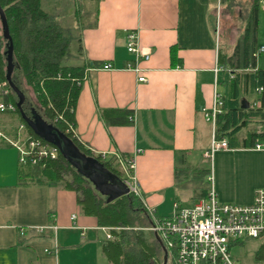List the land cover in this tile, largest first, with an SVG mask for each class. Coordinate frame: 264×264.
<instances>
[{
  "label": "crops",
  "instance_id": "0c3cea01",
  "mask_svg": "<svg viewBox=\"0 0 264 264\" xmlns=\"http://www.w3.org/2000/svg\"><path fill=\"white\" fill-rule=\"evenodd\" d=\"M252 1H246L232 41L220 31L232 0H93V19L77 30L80 49L73 65L85 69L74 132L92 155L122 157L116 166L120 177L124 159L134 157L142 198L159 216L169 215L174 203L192 205L210 174L222 203L248 205L255 190L264 189V148H255L264 141L205 157L212 124L203 111L213 105L214 92L227 101L233 77L219 63V52L231 54ZM258 4L257 42L264 53V0ZM132 31L142 51L138 57L126 48ZM105 63L111 68H100ZM217 66L221 70L215 72ZM256 67L264 68L258 54ZM139 75L146 80L138 81ZM251 102L252 97L242 98L241 107ZM113 109L130 111V122L108 123L102 111ZM19 127L16 139L7 137L22 144L25 135ZM248 128L263 131L264 123L252 119ZM244 137V131L238 133L239 141ZM19 166L18 149L0 145V264H111L103 250L113 239L111 228L83 211L74 189L62 182H22ZM137 214L141 222L136 228L151 234L163 262V246L148 229L143 207ZM263 244L264 234L235 241L230 254L237 264H264L256 257Z\"/></svg>",
  "mask_w": 264,
  "mask_h": 264
},
{
  "label": "trees",
  "instance_id": "16d2710c",
  "mask_svg": "<svg viewBox=\"0 0 264 264\" xmlns=\"http://www.w3.org/2000/svg\"><path fill=\"white\" fill-rule=\"evenodd\" d=\"M94 3V2H93ZM0 7L4 13L9 33L13 41V57L19 66L14 69L13 77L23 91L25 99L22 103L23 110L29 116L31 108L37 110L44 119L55 123L73 142L85 153L92 155L82 143L73 135L75 107L80 91L85 66L67 64L63 61L69 37H65L53 14L47 0H0ZM259 4L253 0L248 12L247 23L242 36L237 40L231 54L219 52V63L231 70L233 77L229 79L228 99L225 101L222 112L216 120V137L225 138L231 148L253 147L259 141H264V129H249L252 119L264 123V68L256 67L257 26ZM1 31V25H0ZM75 43L80 49L79 34L73 35ZM5 40L0 32V80L5 79ZM7 83V81H6ZM9 93L1 95L4 102H12L14 111H0V128L2 132L16 139L18 127L23 125L25 139L31 138L48 144L27 126L20 111L15 104V95L6 84ZM263 90L257 93V88ZM28 90L33 94V99L28 97ZM252 97L249 106L241 107V99ZM31 106V108H30ZM108 123H129L131 112L123 109L102 111ZM3 125H6L5 127ZM261 130V131H260ZM244 131L245 137L239 141L238 133ZM24 139V140H25ZM0 145H10L6 140H1ZM51 145V144H50ZM33 151L25 156V161L20 163L18 178L22 182H62L65 187L74 189L78 193V202L83 211L95 215L100 225L111 228L113 239L105 243L103 250L111 264H156L158 262V246L154 240L145 236L144 231L136 228L134 217L131 214L140 212L142 205L133 195H125L112 202L94 195L88 179L79 176L69 163L60 155L38 157ZM97 158L107 168L118 173L115 157ZM33 159L35 162L33 163ZM69 175L71 180H67ZM207 186L200 189L199 199L205 197ZM136 218V217H135ZM256 257L264 260V244L256 251Z\"/></svg>",
  "mask_w": 264,
  "mask_h": 264
},
{
  "label": "built area",
  "instance_id": "2783aa9c",
  "mask_svg": "<svg viewBox=\"0 0 264 264\" xmlns=\"http://www.w3.org/2000/svg\"><path fill=\"white\" fill-rule=\"evenodd\" d=\"M126 48L136 57L142 54L136 32L132 31L128 34ZM262 51L263 47H260L257 54ZM145 57L147 58V55ZM100 68L110 69L111 65L105 63ZM127 68L140 72L137 66L128 65ZM214 70L218 72L221 68L217 66ZM145 80L144 75H139L138 81ZM6 84V81L0 80V93L3 96L9 93ZM262 90L261 87L257 88V93ZM223 106L222 96L214 92L213 105L203 111L205 119L212 124L210 147L205 152V157L209 159L215 151L229 148L227 140L218 139L215 133L217 116L222 112ZM15 108L12 102H0V111H14ZM23 128V125L19 127L21 130ZM71 131L79 141L73 128L67 130V132ZM1 140H6L18 149L20 163H23L25 156L33 151H36L35 155L38 157L54 158L57 155V149L53 145L43 144L40 140L26 138L21 144L0 132V142ZM255 148H264V145L256 144ZM115 158L118 163L123 161L119 155H115ZM123 164L121 178L128 188V195L140 200L150 222L148 229L156 234L173 264H237L230 254L231 243L247 238H259L264 234V189L262 188L255 190L251 204L222 203L217 198L210 174L207 177L208 190L205 197L195 200L190 206L174 203L169 215L159 216L142 198L134 174V157H127ZM71 218L74 219L75 216Z\"/></svg>",
  "mask_w": 264,
  "mask_h": 264
},
{
  "label": "water",
  "instance_id": "95a60500",
  "mask_svg": "<svg viewBox=\"0 0 264 264\" xmlns=\"http://www.w3.org/2000/svg\"><path fill=\"white\" fill-rule=\"evenodd\" d=\"M0 24L5 40L3 52L6 62L5 79L15 95V104L27 126L36 136L53 145L79 176L88 179L93 192L105 196V202L109 203L128 195V188L119 174L107 168L96 156L83 152L55 123L44 119L34 108H31L32 116L25 113L22 106L25 95L13 77L14 69H19V66L13 57V41L1 7ZM163 252L162 264H167V253L164 248Z\"/></svg>",
  "mask_w": 264,
  "mask_h": 264
},
{
  "label": "rangeland",
  "instance_id": "374dc122",
  "mask_svg": "<svg viewBox=\"0 0 264 264\" xmlns=\"http://www.w3.org/2000/svg\"><path fill=\"white\" fill-rule=\"evenodd\" d=\"M50 3L51 7H54L53 14L56 15L57 22L60 26V29L65 37H69V41L66 47V55L63 58V61L67 64L77 63L74 59L76 56V45L75 36L78 32V28L81 24L90 21L94 16V4L93 0H47ZM247 0H232L230 13L221 17V27L223 35L232 41L235 32H238V25H241L240 16L244 13ZM230 5V4H229ZM227 7V6H226ZM1 25V24H0ZM1 32V31H0ZM230 34V35H229ZM224 39V41L227 40ZM263 41V37L261 39ZM77 59V56H76ZM258 60L261 63H264V53L258 54ZM79 62V60H78ZM28 97L33 99V94L28 90ZM23 130V129H22ZM24 133V131H22ZM209 160V158H206ZM210 164V163H209ZM67 180H71L69 175H65ZM132 218L134 217V224H140L141 219L139 214H131ZM136 217V218H135ZM149 238L151 239V234L148 233ZM161 255L158 254V262L156 264H162ZM170 259V258H169ZM169 259L167 261H169ZM167 264H173L172 261L167 262Z\"/></svg>",
  "mask_w": 264,
  "mask_h": 264
},
{
  "label": "flooded vegetation",
  "instance_id": "af4514ba",
  "mask_svg": "<svg viewBox=\"0 0 264 264\" xmlns=\"http://www.w3.org/2000/svg\"><path fill=\"white\" fill-rule=\"evenodd\" d=\"M30 108H31V106H30Z\"/></svg>",
  "mask_w": 264,
  "mask_h": 264
}]
</instances>
